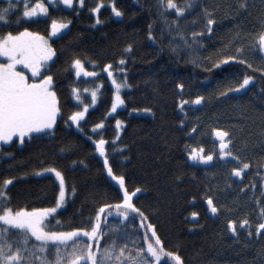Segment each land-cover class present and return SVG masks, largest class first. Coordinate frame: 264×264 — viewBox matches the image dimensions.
<instances>
[{
    "label": "trees",
    "instance_id": "trees-1",
    "mask_svg": "<svg viewBox=\"0 0 264 264\" xmlns=\"http://www.w3.org/2000/svg\"><path fill=\"white\" fill-rule=\"evenodd\" d=\"M8 2L0 0V6ZM40 2L48 4L47 16L23 17L20 0V10L12 9L7 21H0V34L28 28L49 36L52 19L69 24L51 39L54 57L42 69V75L52 76L60 115L51 130L34 133L22 146L17 139L0 143V182L10 179L5 206H55L59 184L40 171L53 168L64 178L67 198L64 207L45 220L46 230L87 227L102 204L122 198L96 152L93 139L102 138L113 172L124 175L129 191L140 189L132 202L154 226L165 249L177 252L183 264H264V229L255 231L264 208V53L254 43L264 31V0H174L178 6L190 5L180 14L160 0H83L82 5L74 0L72 7L58 0ZM97 2L101 7L96 16L91 9ZM34 3L28 0L29 7ZM112 4L122 15L112 12ZM236 48L242 50L238 60H246L251 68L232 61L213 67L217 59L237 55ZM76 59L86 68L107 64L124 69L129 85L123 92L125 107L110 116L114 88L103 77L98 104L80 122L81 130L69 125L71 112L82 107L73 89L83 92L93 83L77 76L72 64ZM244 74L253 77L248 85L225 91L234 89ZM197 95L202 97L199 103H188ZM180 100L186 104L179 105ZM83 102L89 104L91 97L83 95ZM117 119L123 124L118 135ZM100 121L103 127L96 131L92 125ZM216 128L229 133L227 151L232 156H219ZM201 146L203 154L212 152L213 158L189 159L188 150ZM236 156L249 163L240 176L231 171L240 167ZM208 196L215 213L207 205ZM114 211L102 214V225L109 217V228L114 223L117 227L101 236V246L113 239L117 246L129 244L121 232L142 245L145 229L135 215L130 212L121 220ZM240 219H247L250 227L240 226ZM228 220L236 222V233L227 228ZM24 238L28 248L38 244L34 237ZM20 239V232L9 231L13 249L22 246ZM47 256L53 258L51 248ZM159 264L174 262L164 258Z\"/></svg>",
    "mask_w": 264,
    "mask_h": 264
},
{
    "label": "snow or ice",
    "instance_id": "snow-or-ice-1",
    "mask_svg": "<svg viewBox=\"0 0 264 264\" xmlns=\"http://www.w3.org/2000/svg\"><path fill=\"white\" fill-rule=\"evenodd\" d=\"M19 2L12 4L9 0L6 6H0V21H7L8 15L12 9L19 11ZM57 2V0H53ZM63 5H72L73 0H58ZM163 7L174 9L177 14L183 13L185 7L190 5L178 6L174 0H160ZM77 4H83V0H76ZM111 3V0H109ZM243 6V5H242ZM101 7V3L97 2L96 6L91 9L95 13ZM112 12L120 16L122 15L119 8L114 4L111 5ZM47 5L36 0V3L28 6V0H23V17H35L37 14L47 13ZM99 18L97 17V20ZM18 22V21H17ZM213 19H207L208 31H211ZM66 27L65 22H58L56 19L51 20L50 35H55L61 29ZM152 36L151 31L148 33ZM195 35V34H193ZM254 43L259 50L264 53V31H260ZM131 48V45H128ZM237 55H225L223 59H217L213 67L220 64H225L229 61L245 64L248 68L251 65L246 60L239 59L242 56V50L236 48ZM54 50L48 44V41L40 36L39 33L30 32L28 28H23L21 31L13 34L11 31L0 34V56L7 57V63H0V141H10L13 136H18L21 140L26 134H40L52 129L56 120V115L59 112L57 106L56 93L52 90V76L43 75L42 69L44 62L52 57ZM123 63V61H120ZM76 74L84 72L85 75H95L84 70L82 62L79 59L73 60ZM17 65H23L26 71H30L32 79L26 76L25 71L17 70ZM104 67L107 69L108 65ZM45 71L47 69H44ZM264 71V69H261ZM108 75L111 77L112 72ZM253 79L252 76L244 74L242 79L235 84L234 89H225V91H233L235 89H243ZM116 91L113 93L112 106L110 112H114L118 105H122L124 100L120 95L122 87H129L126 80L117 83L116 79H112ZM182 88V85H178ZM75 93L76 90L73 89ZM96 91L92 90V102L95 103ZM76 99L80 100V96L76 95ZM202 97L197 95L194 100L188 103H199ZM185 100H180L179 105H185ZM88 105H83L77 111L71 112L69 121L76 124L79 128L82 118L85 116V111ZM150 111V109H146ZM68 121H66L67 123ZM183 123V121H181ZM103 124L100 121L98 124H93V129H98ZM122 121L116 120L117 135ZM214 135L219 140L218 154L220 157L232 156L227 149L230 147L229 133L223 129H213ZM104 139L95 141L96 150L103 156V163L107 169L108 175L118 185L122 191V198L114 204H102L96 211L94 218H89L87 227H71L68 230H46V218L54 216L57 208L65 200L66 189L61 173L56 169H41V172L51 171L59 178V192L56 198V204L53 207L45 208H15L5 206L9 203L6 188L10 182L9 178H5L0 182V264H32L35 259L37 264H159L162 257H168L174 264H183L182 257L175 251H169L163 246L160 237L157 235L154 226L147 223V218L139 208L132 202L135 194L140 192L139 188H133L129 191L126 187L125 177L113 172L112 166L109 163L106 155ZM187 156L192 160L209 161L213 158V153L208 152L203 154L202 146L200 148H190ZM234 159L240 163V167L233 168L231 171L234 175L240 176L244 169L249 167L246 161L241 162L240 157ZM207 205L211 212L217 211L211 196L206 197ZM115 210L121 220L133 213L140 217V228L145 229L143 236V246H139V241L130 237L127 233L121 232L123 239L128 240L129 244H121L117 246L116 240L106 241L101 246L100 238L102 235L108 234L110 231L116 230V225L110 229L105 222L102 225V214L105 216ZM192 216L197 213L193 212ZM260 222L255 225V231L260 233L264 229V208L260 209ZM125 223H127L125 221ZM239 225L249 228L250 224L247 219H240ZM227 228L236 233V222L228 220ZM18 231L21 233L19 245L13 249V245L7 241L9 231ZM251 234V233H249ZM24 237H34L38 242L35 248H28L27 239ZM151 237V239L149 238ZM82 239H86V243H81ZM51 248L53 258L49 259L47 252ZM25 251L28 255L25 256ZM39 255L33 256L34 253ZM134 252V254H133Z\"/></svg>",
    "mask_w": 264,
    "mask_h": 264
},
{
    "label": "rangeland",
    "instance_id": "rangeland-1",
    "mask_svg": "<svg viewBox=\"0 0 264 264\" xmlns=\"http://www.w3.org/2000/svg\"><path fill=\"white\" fill-rule=\"evenodd\" d=\"M73 1H74V0H73ZM42 3L45 4V5H47V7H48V11H47V13H43V14H39V13H38L37 16H35V17H27L28 19H35V18L45 17V16L48 15V12H49V6H48V4H46V3H44V2H42ZM49 3L54 4L53 0H49ZM66 6H68V7H72L73 4H72V5H66ZM97 13H98V10H97V12H95V15H96V16H97ZM68 27H69V24L66 23V27L63 28V29H61V30H60L58 33H56L55 35L42 36V37H44V38L48 41V44L51 46V39L54 38V37H57L58 35H60V34H62V33H64V32L68 29ZM51 47H52V46H51ZM52 49H53V48H52ZM53 57H54V52H53L52 57H50L46 62H44L43 67L46 66L48 63H50V62L53 60ZM0 58H2V59H6L5 62H0V63H7V57L0 56ZM122 64H123V63H121V65H122ZM82 66H83L84 70L87 71L88 73H94V74H95V75H85L84 72H81L79 75H77L78 77H83V78H85V79H87V80H89V81H91V82L93 83L92 87L85 89L83 92L80 91V90H76V92L74 93V99H75L78 103H80L82 107H83V105L86 104V103L83 102V95H89V96L91 97V102H90L89 104H87V105H88V108H87V110L85 111V116L82 118V121H83V120L86 118V115H87L88 111H89L90 109H93L94 107H96L97 104H98L99 92H100V90H101V88H102L101 79H102L103 77H106V78L109 80V82L111 83V85L113 86V88H114V92H115L116 89H115V86H114L113 83H112V79L115 78L116 81H117V83H121V82L125 81L126 78H125V76H124V72H125L124 69H118V70H116V69H115L113 66H111V65H109L107 69H106L105 67H103L102 69H96L94 64H91L89 68H86V67L84 66L83 63H82ZM17 70L25 71V74H26V76L29 78V80L32 79V76H31L30 71H26V70H25V67H24L23 65H17ZM109 71L112 72V76H111V77L108 75V72H109ZM75 72H76V69H75ZM42 76H43V75H41L40 78H42ZM126 82H127V81H126ZM127 85H128V83H127ZM128 88H129V87H122V88L120 89V95H121V97H122L123 100H124V98H123V92H124L125 90H127ZM93 89H95V91H96L95 103L92 102V90H93ZM52 90H53V89H52ZM53 91H54V90H53ZM76 95H79V96H80V100H77V99H76ZM56 97H57V96H56ZM57 106H58V101H57ZM82 107H81V108H82ZM124 107H125V102H124L122 105H118L117 108H116V110H115L114 112H109V115H110V116L115 115L116 112H117L118 110L123 109ZM58 108H59V106H58ZM59 115H60V110H59V112H58L57 115H56V120H55L53 126H55V125L57 124V120H58V118H59ZM69 125L73 126L76 130H81V129H80V124H79V128H78V127L76 126V124L71 123V122L69 121ZM102 127H103V125L100 126V128H102ZM122 127H123V124H121V126H120V128H119V134H120L121 131H122ZM100 128L95 129V130L97 131V130H99ZM32 135H33V134H31V135L26 134L25 137H24L22 140H21L18 136H15V135H14L13 138H12V140L7 141V142L0 141V143H3V144L8 145V144L12 143L15 139H17V140H18V144H19L20 146H22V145L24 144L25 140H26V139H30ZM95 141H96V140L93 139V143H94V145H95ZM105 146H106V143H105L104 147H105ZM96 152H97L98 156L100 157V159L103 161V156H102L97 150H96ZM104 167H105V166H104ZM52 169H53V168H52ZM48 170H51V168L48 169ZM105 170H106V172H107L106 167H105ZM56 171H57V170H56ZM44 173H48V174H50V175H53V176L55 177V179L57 180L58 184H59V178L56 176V174H55L54 172L47 171V172H44ZM107 174H108V173H107ZM61 176H62V175H61ZM108 176H109V175H108ZM62 177H63V176H62ZM109 178L112 180V178H111L110 176H109ZM63 180H64V178H63ZM112 181H113V180H112ZM113 182H114V181H113ZM64 183H65V181H64ZM114 183H115V182H114ZM115 184H116V183H115ZM116 185H117V184H116ZM117 186H118V185H117ZM65 189H66V197H65V200H64V201L60 204V206L57 208V211L60 210V209H62V208L64 207L65 203H66V198H67V188H66V184H65ZM121 192H122V191H121ZM139 193H140V192H139ZM137 194H138V193H137ZM137 194H135L134 197H135ZM134 197H133V198H134ZM114 212H115V211H114ZM115 214H116V213H115ZM135 218L138 220L139 225H140V218H139L138 216H135ZM46 219H47V218H46ZM108 220H111V218L108 217V218L106 219V221H108ZM112 221H113V220H112ZM112 221H110L109 223L111 224ZM107 225H108V224H107ZM113 225H116V223L112 224V226H113ZM108 226H109V225H108ZM141 229L144 231L143 228H141ZM26 238H28V237H26ZM149 238L151 239V237H149ZM139 246H143V244H142V245H139ZM133 254H134V252H133ZM164 258H165L166 260L169 261V258H168V257H164ZM164 258L162 257L161 259L164 260Z\"/></svg>",
    "mask_w": 264,
    "mask_h": 264
},
{
    "label": "water",
    "instance_id": "water-1",
    "mask_svg": "<svg viewBox=\"0 0 264 264\" xmlns=\"http://www.w3.org/2000/svg\"><path fill=\"white\" fill-rule=\"evenodd\" d=\"M181 91V90H180Z\"/></svg>",
    "mask_w": 264,
    "mask_h": 264
}]
</instances>
